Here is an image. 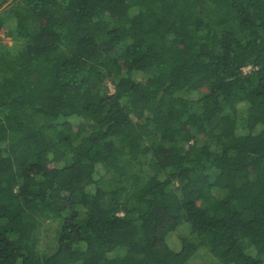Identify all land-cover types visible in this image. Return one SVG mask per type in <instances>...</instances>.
Listing matches in <instances>:
<instances>
[{
    "label": "trees",
    "instance_id": "trees-1",
    "mask_svg": "<svg viewBox=\"0 0 264 264\" xmlns=\"http://www.w3.org/2000/svg\"><path fill=\"white\" fill-rule=\"evenodd\" d=\"M5 27L0 264H264V0H0Z\"/></svg>",
    "mask_w": 264,
    "mask_h": 264
},
{
    "label": "rangeland",
    "instance_id": "rangeland-1",
    "mask_svg": "<svg viewBox=\"0 0 264 264\" xmlns=\"http://www.w3.org/2000/svg\"><path fill=\"white\" fill-rule=\"evenodd\" d=\"M7 23L9 25H15L14 24V19L12 18H7ZM7 30L8 28H3V31L1 32V37L12 43L11 37L7 35ZM58 227V219H48L46 220L41 228L38 230L39 234V249L43 252H52L56 248V241H55V236H56V231ZM167 242L170 245V247L174 250H180L181 249V241L178 240V237L169 235L167 237ZM217 259L212 255L209 251V249L205 246H202L197 254L188 262V264H212L216 262Z\"/></svg>",
    "mask_w": 264,
    "mask_h": 264
}]
</instances>
